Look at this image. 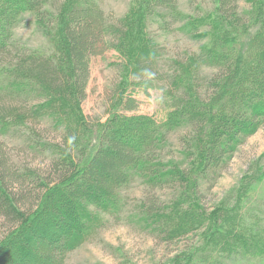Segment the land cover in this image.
<instances>
[{
  "label": "trees",
  "instance_id": "16d2710c",
  "mask_svg": "<svg viewBox=\"0 0 264 264\" xmlns=\"http://www.w3.org/2000/svg\"><path fill=\"white\" fill-rule=\"evenodd\" d=\"M169 1L131 0L115 16L96 0H0V251L18 236L31 238L44 247L41 264H65L108 223L129 219L165 242L206 229L202 251L185 264H264V154L262 171L241 178L231 205L206 212L198 196L264 124V0H243L242 8V0H217L213 24ZM29 16L51 53L16 44ZM160 17L165 32L177 22L181 34L200 41L198 50L161 61L147 32ZM110 52L122 80L139 82L130 96L110 94L99 131L83 106L94 64ZM150 87L160 90L158 111L137 113L135 93ZM26 122L40 125L41 135L20 127ZM46 123L57 137L45 135ZM16 133L28 152L47 154L46 162L29 160L23 144L18 162L9 146ZM163 149L172 156H161ZM136 179L143 190L124 218V189ZM169 183L170 195H160ZM68 221L77 227L47 235L51 224L62 230Z\"/></svg>",
  "mask_w": 264,
  "mask_h": 264
},
{
  "label": "rangeland",
  "instance_id": "374dc122",
  "mask_svg": "<svg viewBox=\"0 0 264 264\" xmlns=\"http://www.w3.org/2000/svg\"><path fill=\"white\" fill-rule=\"evenodd\" d=\"M245 1L248 3V1L251 0ZM130 2L131 0H96L98 8L102 9L104 13L114 14L115 16H122L126 12ZM169 3L174 5V7L177 5V7H175L176 9L189 14L195 19L199 17L209 18L212 24L216 19L217 0H171ZM242 6L244 7L243 0L239 7L242 8ZM160 10L162 12H167L166 9ZM27 18L30 24L28 23V26L23 25L16 30V44L18 43V45L22 47L26 46L28 48L43 49L48 51L47 53H51L52 50H50L48 38L43 34L45 32L42 33L37 28L32 17L29 16ZM172 18V16L168 17L166 22L170 21ZM160 19L161 17L151 22L148 25L147 32L149 36H154L159 43L161 61H165L170 57L176 58L198 50L200 41L187 38L181 34L177 30L179 23L176 22L177 26L172 28L174 30L165 32L163 28L167 26V23H162ZM202 31L211 32L212 27L211 29L204 27ZM115 54L110 52L100 55L90 75L92 80L88 90L89 97L88 100L84 102L83 107L84 111L90 116L89 118L95 122L94 124H96V122H104L106 118L105 110L109 103L107 98L111 93L117 91L118 95L121 94V96L125 98L128 95L130 96L132 91H137L138 89L134 86L135 83L137 84V82H139L138 80L134 82L135 80L127 79L126 77L122 80L121 73L116 70L114 64H111L113 61L118 62L119 60L118 56H115ZM103 57H105V59L101 60ZM151 84L153 85V83ZM159 93L160 90H156L155 87L148 88L146 92H136L135 104H137V106L135 111L141 114L156 113L159 108L157 102ZM116 94H114L115 97ZM25 126L29 127L31 135L33 132L41 135L40 125L34 126L32 123L28 124V122H26V124L20 127ZM99 127L100 124H96L93 128H98L99 130ZM42 129H49L48 133L44 132L49 139L55 138L58 135L57 131L50 128L47 123ZM175 135L176 133L169 136L171 140H169L168 143L170 145L172 144L170 146L172 149H175L178 145L177 141H175ZM13 142H15V144ZM9 143V146L13 149L14 158L18 162H24L17 154L21 151V144L24 145L26 151L27 145L21 141L19 134L16 133L12 135V139H9ZM87 144L88 139L84 141V145ZM167 151L173 150L168 149ZM162 152L159 153L161 156L162 154L166 158L172 156V154H167L164 149ZM263 154L264 124L254 135L250 136L243 145L238 147L237 151L228 160L219 176L212 179V183L210 181L208 185L203 186L198 194L200 203L203 206L201 207L206 212H209L218 205H231L236 195H238L237 190L240 186L241 178L245 174L256 173L257 168H260L262 171V163L260 164V160ZM27 156L28 159L34 163L36 161L46 162V159H48L47 154H39L33 151H27ZM173 188L174 185L169 183L163 186L162 191L159 193L162 196L170 195L171 189L173 190ZM142 190L143 186L137 179L133 181L129 187L124 189V191L128 193L130 201L126 204V214L124 218H127L129 213L131 215L134 212L132 201L140 197ZM250 206L251 204L248 203V213L251 211ZM50 209V207H46V209L41 210V216L43 218H48ZM68 222L69 224L62 230H57L55 226L51 224L47 235L50 237H57L61 234L66 235L65 232H70L71 229L74 230L77 227L75 226L76 224L74 225V221ZM207 237L206 229L201 228L187 233L183 239L179 238L171 242H165L155 235L138 229V225L134 220L126 219L121 221V224H116L111 221L98 231L96 238H93L70 252L66 256L65 264H185L187 259L202 251V246L205 245ZM30 239L26 242L25 240H21L20 236H18L12 240V245L10 246L16 249H10L9 247L5 252L0 251V259L3 260V264H9V258L17 261V264H41L42 259L40 258V253L44 252V247L40 246L38 243L32 246V244H30L32 240L30 241ZM33 242L35 243V239H33ZM229 263L235 264V262L232 261Z\"/></svg>",
  "mask_w": 264,
  "mask_h": 264
}]
</instances>
